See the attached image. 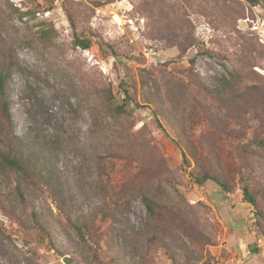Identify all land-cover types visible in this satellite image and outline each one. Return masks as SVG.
I'll list each match as a JSON object with an SVG mask.
<instances>
[{
	"label": "rangeland",
	"instance_id": "obj_1",
	"mask_svg": "<svg viewBox=\"0 0 264 264\" xmlns=\"http://www.w3.org/2000/svg\"><path fill=\"white\" fill-rule=\"evenodd\" d=\"M0 62V264H264V0H0Z\"/></svg>",
	"mask_w": 264,
	"mask_h": 264
},
{
	"label": "trees",
	"instance_id": "obj_2",
	"mask_svg": "<svg viewBox=\"0 0 264 264\" xmlns=\"http://www.w3.org/2000/svg\"><path fill=\"white\" fill-rule=\"evenodd\" d=\"M251 1L255 2L256 0H251ZM75 44L77 46L83 47L84 49H88L91 45L90 40L80 39V38L76 39ZM190 63L193 65L195 63V60L191 59ZM8 79H9V74H8V72L5 71V67L0 62V96L2 99V111H3V115L5 116V119H8V121H9V120H12V118H11V113L9 110V100H8V95H7ZM252 101H255L258 104H262V101H260L257 98L256 99L252 98ZM257 142H259L261 144L263 143L262 140H257ZM0 165L7 166V167H10L12 169L17 168L21 172H26L22 162L17 160L14 156H11L10 153L9 154L5 153L4 150L2 149L1 145H0ZM209 178L214 179L215 181L220 183V185H222V187L226 188L225 185L223 184V182L218 177L212 176L211 174H207L204 177V179H209ZM242 191H243V202L250 204L253 208L254 207L257 208V200H256L255 196L253 195V192H252L249 184H247V183L243 184L242 185ZM147 206H149L150 211H152L154 214L156 213L155 209L152 208V205L150 204V202H147ZM77 232L82 235V228L77 226Z\"/></svg>",
	"mask_w": 264,
	"mask_h": 264
}]
</instances>
